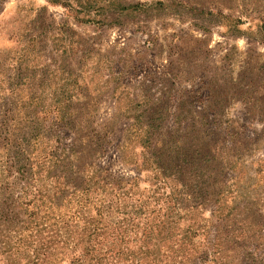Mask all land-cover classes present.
<instances>
[{
	"label": "rangeland",
	"instance_id": "374dc122",
	"mask_svg": "<svg viewBox=\"0 0 264 264\" xmlns=\"http://www.w3.org/2000/svg\"><path fill=\"white\" fill-rule=\"evenodd\" d=\"M0 264H264V0H0Z\"/></svg>",
	"mask_w": 264,
	"mask_h": 264
}]
</instances>
